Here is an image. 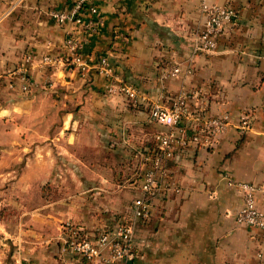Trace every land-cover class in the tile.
I'll return each mask as SVG.
<instances>
[{"label":"crops","instance_id":"crops-1","mask_svg":"<svg viewBox=\"0 0 264 264\" xmlns=\"http://www.w3.org/2000/svg\"><path fill=\"white\" fill-rule=\"evenodd\" d=\"M8 1L0 0V118L3 137L11 136L3 145L14 148L3 151V163L23 162L17 180L63 178L65 184L53 205L3 221L0 264H83L62 252V226L94 238L127 217L140 196L138 183H130L140 159L132 151L167 130L147 107L107 96L104 78L94 72L81 76L34 63L26 93L5 76L27 56H66L67 36L80 40L84 58H105L151 101L184 92L203 116L251 114L249 134L228 127L211 146L177 148L162 162L159 181L179 193L149 198L150 217L134 226L127 264H264V232L236 224L241 199L223 180L258 187L254 205L264 213V0H207L233 9L236 20L215 51L202 55L192 51L203 23L196 0H88L96 14L82 10L80 17L83 25L94 23L92 33L49 17L77 0H18L11 12Z\"/></svg>","mask_w":264,"mask_h":264},{"label":"built area","instance_id":"built-area-1","mask_svg":"<svg viewBox=\"0 0 264 264\" xmlns=\"http://www.w3.org/2000/svg\"><path fill=\"white\" fill-rule=\"evenodd\" d=\"M88 0H77L68 11L49 13L54 23L61 25L70 23L82 27L89 33L93 32L94 23L83 25L81 11L86 10L95 15L96 10L87 6ZM198 12L203 18L202 28L192 39L193 54H212L219 38L224 31L233 25L236 13L231 8L219 7L208 3L207 0H196ZM66 51L64 57H52L44 55L34 61L27 56L22 64L5 75L15 78L19 84V91L26 93L29 90V71L35 63L38 68H65L84 76L94 72L105 80L104 92L107 96H121L130 107H147L149 117L166 126L165 132H158L152 137L153 146L148 156L142 155L138 161L139 181L137 191L139 197L134 198L129 205V214L122 220L106 230L101 231L94 238L82 236L80 229L65 223L62 231L65 235L62 252L68 251L78 258L83 264H127L134 257L132 238L134 226L146 222L150 217L149 198L153 194L168 195L178 194L179 189L170 183L160 182L163 174L162 162L172 157L174 149H183L190 145L201 147L211 146L215 137L219 136L226 128L230 127L239 134L246 135L251 132L250 111H244L237 115L235 120L228 116L219 117L203 116L195 108L189 107L188 101L193 95L179 92L166 102L161 97L151 101L146 95L140 93L137 88L125 83L118 76L108 61L100 57L89 61L81 55L80 40L67 36L63 41ZM178 68L171 69L167 76L174 78L178 74ZM3 73H0V81ZM47 81V87H51ZM264 114V107L262 108ZM163 176V175H162ZM225 186L234 189L240 196L241 206L235 214L234 220L238 226L251 228L264 232V213L254 205V195L258 187L250 183L233 181L223 178ZM257 258L261 254L256 255Z\"/></svg>","mask_w":264,"mask_h":264},{"label":"rangeland","instance_id":"rangeland-1","mask_svg":"<svg viewBox=\"0 0 264 264\" xmlns=\"http://www.w3.org/2000/svg\"><path fill=\"white\" fill-rule=\"evenodd\" d=\"M8 12L13 11L19 4L18 0L5 3ZM0 105L3 102L0 100ZM2 121V122H1ZM5 135V134H4ZM11 136L3 137V119L0 118V236L3 237V221H18L32 212L46 209V205L59 200V185H64V179L23 177L17 180L15 174L22 168V161L3 163V151L14 147L3 145ZM53 149V147H52ZM10 170L12 172H10ZM11 175H10V174ZM8 174V175H6ZM56 192V193H54ZM123 216V215H122ZM119 219L122 220L125 216ZM116 219V221H119Z\"/></svg>","mask_w":264,"mask_h":264},{"label":"trees","instance_id":"trees-1","mask_svg":"<svg viewBox=\"0 0 264 264\" xmlns=\"http://www.w3.org/2000/svg\"><path fill=\"white\" fill-rule=\"evenodd\" d=\"M153 146V142L144 143L141 147L136 148L132 151V157H136V159H139L142 155L148 156ZM132 180L130 183H138L139 181V173L138 170L132 172Z\"/></svg>","mask_w":264,"mask_h":264}]
</instances>
